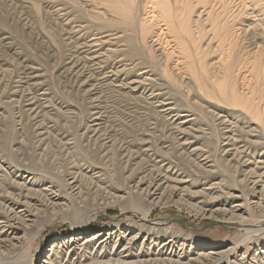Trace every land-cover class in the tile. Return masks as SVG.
<instances>
[{"label": "rangeland", "instance_id": "rangeland-1", "mask_svg": "<svg viewBox=\"0 0 264 264\" xmlns=\"http://www.w3.org/2000/svg\"><path fill=\"white\" fill-rule=\"evenodd\" d=\"M236 148L264 155V0H0V166L62 205L41 194L47 210L20 207L0 189L2 206L31 215L10 221L19 241L1 264H264V233L187 205H251L264 222V202L237 183L243 167H229ZM204 158L209 171L196 166ZM150 171L187 202L140 221L125 211L144 208ZM78 227L86 233L73 240ZM109 230L105 246L85 241ZM126 230L138 240L128 249Z\"/></svg>", "mask_w": 264, "mask_h": 264}, {"label": "bare ground", "instance_id": "bare-ground-1", "mask_svg": "<svg viewBox=\"0 0 264 264\" xmlns=\"http://www.w3.org/2000/svg\"><path fill=\"white\" fill-rule=\"evenodd\" d=\"M228 141H231L230 137H228L227 143H228ZM237 148H239V147H237ZM249 151L243 150V149H240V150L237 149L236 151L233 152L232 158H230L228 160L229 163H231L233 161L231 163V166L229 164L228 165H229V167L234 169L235 173H237L238 167H240V168L243 167L242 169H243L244 173H243V171L241 172V175H243V177L237 183H243L242 191L245 189V187H247L250 192H252L253 194H258L259 195L258 198H256L255 202L253 200L252 203H255L256 206H258V207H260L262 209L263 208V202H264L263 201L264 200V180H262L264 178V155L261 153V151L260 152L256 151L251 156H249L248 155ZM226 152H228V151L225 150L224 154ZM241 154L244 155L243 156L244 159L241 156H239ZM254 155H257V156L255 157ZM207 163H208V161L204 158L203 161L201 163H197L196 166L200 170L209 171L210 170V165H208ZM244 169H246V170H244ZM261 169H263V170H261ZM19 170L20 169H18L16 167H13V169L12 168H3V169H1V166H0V189H8L9 192L11 193V195L16 197V199H17L16 203H18L19 206L21 204L20 207L29 205V206H33L34 209H36V211H38L41 206H43V208H44L43 204H48L47 200H49L47 198L49 194H48V191H46L48 186L45 187V188L36 187V185H34V183H33L34 182V178L32 176L28 175V174L27 175L23 174V173L21 174V171H19ZM153 174L154 173H152V171H150L149 174L147 173V175L150 176L149 177L150 180L147 179L148 180L147 186L142 188V191H141L142 194L144 195V196L143 195L142 196L144 197L145 202H146V204H145V202H143V205L145 204L144 208L141 207V206H139L138 208L137 207L131 208V210L125 211V214L126 213H130L133 216L141 217L140 221H147L149 215L154 210L153 208H155L157 206H163V205L168 204V203L176 204L175 201H174L175 198L178 201H182V202L186 201V200L183 199V194L182 193L179 192V193H177V195H175V192H174L175 191V186L173 187L172 184H169L168 181H164L165 177L164 178H157ZM176 177L177 176L173 177L174 178L173 180L177 181L178 179ZM248 181H249V183H247ZM75 182H76V177L75 176H71L70 181L67 182V184L69 185V187H71L72 190L73 189L75 190L76 188H78V186H76ZM258 185H259V187H258ZM63 186H64V184H63ZM167 187H170L171 189H169L166 192ZM224 189L225 190L222 191V194H225L227 197L231 196L232 198L235 199L234 202L238 201V199H236V198H242V191H240V193L238 194V193H236L237 191H232V190H230L228 188H224ZM159 190H161V191L159 192ZM94 191H95V193H96V191L98 192L99 191L98 187ZM77 193L80 194V191H78ZM41 194H42V196L44 198L43 199L44 200L43 204H42L43 200H41V203H38L39 199L37 198V196L38 195L41 196ZM50 195H51V193H50ZM138 196H139V194H138ZM135 197L136 196H134L133 198H135ZM56 198L57 197L54 194V197L51 196V198H50L51 201L49 200L50 201L49 204H51L52 210H55V211H56V208L59 209L60 207H62V205L58 204L57 202H53V201H56ZM32 200H35V202L31 203ZM242 200L243 201H248L249 200L250 203H251L250 199L244 198ZM135 202H137V201H135ZM36 205H37V207H36ZM187 205L192 207L193 210H196L200 214L204 215L206 218H212V221H219V222H225V223H226V221H228L230 223H234L233 227H235L237 230H243L247 236H249V235L251 236L255 232L264 233V222L256 223V222H254L253 220L250 219V218H252L251 214L255 210V209H253L251 207V205H248L247 208L244 209L242 213H240L241 205L239 203L238 204L235 203L234 205H230V206L223 205L224 209H214V210L198 209V208L194 207L192 204H187ZM17 208H15V206L11 205L9 201L6 202L3 206L0 204V209H2L4 212H8L9 213V217L5 218V217H3L1 215V211H0V264H1V259H6L7 258V253H8L7 248H8V246L15 247V246H17L16 244L19 241V237H17L18 230L17 229H13V227H12L13 225H15V223H12L10 221H12V219L14 220L15 217H18L19 219L20 218L25 219V220H22V221L26 222V223L28 221L29 222L31 221L30 220L31 219L30 218L31 215H29L26 212V210H24V208H18V209ZM44 209L47 210L48 207L45 205ZM41 211H43V210H41ZM207 211L210 212V213H207ZM11 212H13V215H12ZM217 213H219L220 215L217 214ZM21 214H23V215L20 216ZM236 214L240 215V217H241L240 221H236L235 218L238 217ZM244 215H246V216H244ZM19 219H16V220H19ZM158 221L164 222V223L166 222L165 218L159 219ZM76 229L78 230V232H77L78 236L76 238H74L73 240H77L78 238H80L79 236H81V235L86 233L84 231L83 227H78ZM115 232L116 231H110L109 230L108 232L104 233L105 234L104 236L101 235L102 236L101 238H99L101 233L98 232V233H95V234L89 236V238H87L85 241L86 242L89 241L90 243L96 245V247L105 246L107 241H108V239L112 238V236H114ZM124 232H126V234L125 235L123 234L119 238V241L120 242L123 241L122 245L125 248L128 249L130 246H134L135 245L136 240H137V234L133 233V232H131L129 230H126ZM120 235H118V237ZM71 244H73V243H70V245ZM169 244L163 243L161 245L162 249L163 250H168L169 252H172L173 248ZM76 245H77V243H76ZM200 246H201L200 247L201 250L208 249L210 247L209 245H206V244H203V245H200ZM15 251H17V250H15ZM15 251H13V253ZM10 253H12L11 250H10ZM215 255H218L217 252L216 251H212L210 253H205V254L199 253L197 255V257H199L200 260L201 259L204 260V259H208V257H209V259H213ZM138 256H140V255H138ZM121 257L124 260L125 259H129L128 257L124 258L125 256H122V255H121ZM242 258H244V257H242ZM17 261L20 262L18 259H16L15 262H17ZM150 262L156 263L155 261H150V260L147 261L148 264H152ZM132 263L133 264H145V263L140 262V261L132 262ZM160 263H161V261H160ZM7 264H9V263H7Z\"/></svg>", "mask_w": 264, "mask_h": 264}, {"label": "water", "instance_id": "water-1", "mask_svg": "<svg viewBox=\"0 0 264 264\" xmlns=\"http://www.w3.org/2000/svg\"><path fill=\"white\" fill-rule=\"evenodd\" d=\"M182 224H184V225H186V226H188L185 222H183ZM210 225V223H206L205 225H203V226H209Z\"/></svg>", "mask_w": 264, "mask_h": 264}, {"label": "trees", "instance_id": "trees-1", "mask_svg": "<svg viewBox=\"0 0 264 264\" xmlns=\"http://www.w3.org/2000/svg\"><path fill=\"white\" fill-rule=\"evenodd\" d=\"M114 213V212H113Z\"/></svg>", "mask_w": 264, "mask_h": 264}]
</instances>
